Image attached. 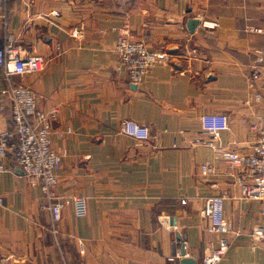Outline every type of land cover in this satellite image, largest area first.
Here are the masks:
<instances>
[{
    "label": "crops",
    "instance_id": "1",
    "mask_svg": "<svg viewBox=\"0 0 264 264\" xmlns=\"http://www.w3.org/2000/svg\"><path fill=\"white\" fill-rule=\"evenodd\" d=\"M189 16L199 18L191 30ZM247 23L262 30H247ZM122 24L131 37L167 53L137 83L117 65L113 26ZM75 26L82 36L70 34ZM8 33L20 54L45 59L42 68L10 78L31 88L38 108H55L49 136L60 154L54 189L63 205L53 232L39 183L7 152L0 264H180V248L202 264L217 236L207 228L202 201L216 193L232 226L223 262L264 264L260 240L249 235L255 223L264 225V213L239 191L246 170L193 140L209 136L199 117L211 111L228 117L216 142L245 152L256 139L264 67L252 83L249 77L255 48L264 46L259 0H3L0 42ZM9 113L6 97L0 130L12 128ZM123 118L146 124L149 136L123 133ZM204 160L212 163L205 174ZM77 195L85 197L83 215L74 213Z\"/></svg>",
    "mask_w": 264,
    "mask_h": 264
},
{
    "label": "built area",
    "instance_id": "2",
    "mask_svg": "<svg viewBox=\"0 0 264 264\" xmlns=\"http://www.w3.org/2000/svg\"><path fill=\"white\" fill-rule=\"evenodd\" d=\"M3 0H0V5ZM264 8V0H259ZM53 13L57 10L53 9ZM203 25L213 27L216 20H203ZM117 30L114 40V49L117 53V65L125 68L132 82H139L144 72L155 62L167 59V53L162 49L149 48L139 38H133L128 34L126 24L113 26ZM247 30L261 31L262 28L252 23L244 27ZM72 36H82L80 26L71 29ZM255 58L250 68L251 83L261 73L264 67V46L255 48ZM44 56L40 53L20 54L13 43L12 36L8 33L3 42H0V68L2 77L6 80V86L0 88V100L9 99L10 120L12 128L0 130V171L10 168L3 158L7 152H11L14 163L28 176L31 182H38L46 205L50 211V228L56 231L55 222L61 216L63 196L54 189L57 181L56 170L60 166V154L50 143V127L55 117V108H38L35 102L34 92L27 85L12 81L11 73L22 75L25 72L34 71L43 67ZM255 98L259 92H255ZM203 131L207 132V138L194 137V142H203L213 149L216 156L222 157L233 165H240L247 172V177L238 180L241 196L256 199L259 209L264 213V109L260 114L258 123L253 124L257 129V136L250 149L240 152L235 148L227 147L216 142L217 133L228 127L226 113L220 111L204 112L199 117ZM123 133L138 139H146L149 136V128L131 118H123L120 123ZM68 130V129H66ZM63 130L59 131L62 133ZM212 170V163L204 160L200 163V171L205 174ZM223 195L216 193L203 197L201 213L208 219L207 228L217 233L216 244L202 256V264H225L224 254L229 246L228 235L232 231L231 221L226 218L223 209ZM0 196V201H1ZM74 213L83 215L86 212L85 197L72 196ZM65 200V199H64ZM183 202L184 199L182 198ZM252 238L260 240L264 253V225L255 223L249 230ZM185 240H183V245ZM174 256H168L173 258ZM53 264V263H47Z\"/></svg>",
    "mask_w": 264,
    "mask_h": 264
},
{
    "label": "water",
    "instance_id": "3",
    "mask_svg": "<svg viewBox=\"0 0 264 264\" xmlns=\"http://www.w3.org/2000/svg\"><path fill=\"white\" fill-rule=\"evenodd\" d=\"M199 18L196 16H189L186 19V27L191 30L193 27L198 23ZM180 257L179 262L180 264H197L196 259L192 256L184 254L183 248H180Z\"/></svg>",
    "mask_w": 264,
    "mask_h": 264
}]
</instances>
